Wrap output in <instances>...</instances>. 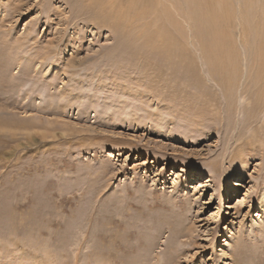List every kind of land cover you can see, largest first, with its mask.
<instances>
[{"label":"rangeland","instance_id":"obj_1","mask_svg":"<svg viewBox=\"0 0 264 264\" xmlns=\"http://www.w3.org/2000/svg\"><path fill=\"white\" fill-rule=\"evenodd\" d=\"M0 264H264V0H0Z\"/></svg>","mask_w":264,"mask_h":264},{"label":"bare ground","instance_id":"obj_2","mask_svg":"<svg viewBox=\"0 0 264 264\" xmlns=\"http://www.w3.org/2000/svg\"><path fill=\"white\" fill-rule=\"evenodd\" d=\"M216 31H217V30H216ZM252 137H253V136L248 137L249 139L247 138V140H246L247 145H251L252 143H256L257 140H251ZM235 154H236V153H235ZM235 159H236V158H235ZM232 161L235 162L234 159H232ZM235 163H236V162H235ZM237 164L245 166L244 159H242V160H240L239 162H237ZM115 243H116V242H115Z\"/></svg>","mask_w":264,"mask_h":264}]
</instances>
